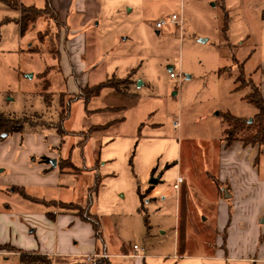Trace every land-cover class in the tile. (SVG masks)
I'll list each match as a JSON object with an SVG mask.
<instances>
[{"label":"rangeland","instance_id":"1","mask_svg":"<svg viewBox=\"0 0 264 264\" xmlns=\"http://www.w3.org/2000/svg\"><path fill=\"white\" fill-rule=\"evenodd\" d=\"M20 1L38 8L47 2ZM97 2L102 11L83 30L86 49L80 59L85 72L75 76L65 72L75 40L71 31L67 33L49 12L22 32L16 21L19 11L0 1V111L29 121L23 133L0 139V211L10 202L14 210L32 207L63 213L58 202L41 203L52 199L85 206L88 189L99 175L91 211L99 217L100 233L89 223L97 251L107 253L112 264H264V242L257 259L249 253L253 241L251 247L237 249L233 244L241 242L236 238L225 254L227 210L220 202L231 203V199L223 196L221 188L227 184L218 179L224 115L251 119L258 112L247 100L251 88H237L236 77L243 62L246 79L259 80L256 69L264 63V0ZM173 14L179 15L178 24L156 27ZM69 15L68 24L75 27L79 18L75 6ZM47 67H51V106L41 94V73ZM112 77L134 80L132 95L108 87L88 103L80 100L71 105L64 123L69 131L111 123L90 133L84 146L79 145L82 134H61L56 127L42 125L60 121V100L67 103L69 98L63 92H76ZM175 119L178 128L173 126ZM35 122L38 126L31 124ZM259 149L253 169L264 180V146ZM45 152L70 156L79 170L62 172L58 165L59 189L31 184L25 188L27 196L8 189V182L24 175V161L39 163ZM50 160L55 166L52 160L57 159ZM152 177L159 181L152 183ZM34 197L43 199L32 203ZM254 202L251 209L259 212L260 196ZM261 220L258 229L264 236ZM6 236L12 238L10 232ZM91 256L94 264L106 260ZM78 259L53 258L55 264ZM0 264H22L19 252L0 250Z\"/></svg>","mask_w":264,"mask_h":264},{"label":"crops","instance_id":"2","mask_svg":"<svg viewBox=\"0 0 264 264\" xmlns=\"http://www.w3.org/2000/svg\"><path fill=\"white\" fill-rule=\"evenodd\" d=\"M74 1L75 0H51V4L54 9L60 13L63 27L67 29L66 32L68 33L71 31V34L74 35L73 37L75 38L70 53L71 57L69 58L71 67L66 65L65 72L69 73L71 71L75 76H78L80 73L83 74L85 72L83 61L80 59V57L85 54L86 49V36L84 33L85 31H83L84 27L102 11L103 5L97 2V0H77L76 3H74ZM73 6L76 7V14L79 16L76 20L78 22L75 27L73 24H68L69 14ZM258 70L260 71L258 82L251 79L259 85L264 96V63L256 69V71ZM77 92L78 91L70 93ZM221 140L224 146V154L218 165V179L227 184L225 188L223 187V196L224 189H227L230 193V197H224L226 199H231V203L225 200L220 202V205L223 206L222 208L227 210V218L224 224L225 228H227V250H225V254L228 255L232 250L231 246L234 243L233 241H237L236 239H239V242H241V244H238V241L233 244V247L237 249H239L240 246L251 247L249 244L253 241V248L249 253L251 257L255 254L256 256H254L253 259H257L256 257L260 251L261 244L263 245L264 242V236L258 229V224H260V220L264 214V180H259L253 169L258 162L256 158L260 156L259 145L257 147L252 145L244 146L242 142L235 141L230 146H226L223 133ZM244 154L247 156V159L241 156ZM237 156L241 158L239 159ZM40 157H43V160L39 163L32 164L28 160L24 161L21 166L24 175L20 177L19 180L8 182L7 185L8 187L10 186L8 189H11L12 192L22 191L25 194L26 186L31 184L45 185L47 187L59 186V189L61 179L60 172L57 169L58 165H60V171L62 172L69 170L68 172L76 173L74 168L62 165L64 160L68 158L71 159L70 156L65 158L60 152H48L47 154L45 152ZM51 158L57 159L55 166L51 165ZM16 187H18V189ZM259 196L262 200V204L260 206V211L256 212L251 208L255 206L254 201L259 198ZM13 199L18 205L22 204L26 207L24 202L22 203V201L16 200L15 198ZM40 199L43 198L34 197V200L31 202H40L42 201ZM50 201H56L58 203L73 202L52 199L43 200L41 203L50 204ZM5 204L4 210L0 211V232L3 234L2 236L0 233V243H15L12 245H19L23 247L21 249L26 251H36L47 254L56 260L69 261L72 257H78L79 259L74 261L78 262L88 255L108 258L107 253H99L96 249V240H94L92 225L72 212H70V214L68 213L69 211H64L56 215L55 212H46L45 210H38L32 207L14 210V204L10 202H6ZM230 206H232V215L228 214ZM261 223H264V220H261ZM235 231L237 235L235 233L234 235H236V237L233 236V232ZM8 232H10V237L12 238H6ZM13 234L16 235V238H14ZM74 240L75 242L72 244ZM258 243L259 245L257 246Z\"/></svg>","mask_w":264,"mask_h":264},{"label":"trees","instance_id":"3","mask_svg":"<svg viewBox=\"0 0 264 264\" xmlns=\"http://www.w3.org/2000/svg\"><path fill=\"white\" fill-rule=\"evenodd\" d=\"M0 1L3 2L5 5H7L8 7L19 11L20 16L16 19V21H18L21 24L22 32H25L26 29L29 27V25L35 23L39 17L48 14L49 12H51L55 16V19L58 21L57 23L63 26L62 17L60 13L57 12L52 6L51 0H46L47 2L44 8H38L34 5L26 6L20 0H0ZM29 51L35 52L34 50H29ZM234 61L236 64L238 63V59L236 57H234ZM229 69L231 70L232 68L229 67ZM221 70L223 71L225 69H221ZM50 71H51V67H47L46 70L43 73H41V77L44 78V80H42L41 94L48 106H51L53 100L52 93L49 91L51 86V80L49 78ZM239 71L241 75L236 77V82L238 83L237 88H242L244 86H249L251 88V92L247 95V100L248 102H250L251 104L257 107L258 112L253 118H251L252 121H250L249 118L237 117L232 115L231 113H226L224 115L225 126L223 129V135H224L223 138L226 141V146H230L236 140H241L244 146L259 145L260 148H262L264 146V96L261 92L259 85H257L252 79H246L243 62H241ZM240 76H243V80H245V82H243L244 84H241L242 79L240 78ZM133 82L134 80H132L130 77H126V78L112 77L99 84L82 87L79 89L77 93L63 92L64 94H67L69 98L67 100V103H65L63 100H60V106H61L60 121L57 123V125H54L53 123L42 124V125L46 127H56L61 134L70 133V132L76 134H82L83 137L79 141V145L84 146V144L88 140V136L90 133H93L94 131L106 129L108 126H110L111 123H107L103 125H94L91 128H89L88 131L67 130L64 127V123L70 116L72 103L79 100H84L86 103H88L93 97L100 95L104 88H108V87L114 88L118 92L130 96L132 95V93L130 92V86ZM28 122H29L28 118L20 117L17 115H12L10 113H5L0 111V139L4 138L2 137L3 133H8V135L23 133L25 130V125L28 124ZM31 124L38 126V123L36 122ZM243 132H246V134L241 136ZM258 160H259V156L256 158V161ZM64 162H66L67 166L74 168L75 171L79 170V168L72 163L70 158L64 160L63 163ZM100 179H101L100 176L97 175L95 184L88 189V197L85 206L74 202H59L60 207L63 210L72 212L73 214L79 216L82 220L91 222L96 231V234L100 233V222L98 215L91 211V207L93 205L94 196L101 183ZM16 188L18 189V187ZM221 189L223 191V188ZM50 204H56V201H50ZM226 238H227V234H226ZM226 238L224 239V242H226ZM223 245L225 247V250H227L225 243ZM0 250L19 252V257L22 264H55L53 258L47 254H42L36 251L22 250L9 243H5V244L0 243ZM72 264H94V263L86 262V261H78ZM96 264H112V263L108 260V258H106V260H102L100 262H97Z\"/></svg>","mask_w":264,"mask_h":264},{"label":"built area","instance_id":"4","mask_svg":"<svg viewBox=\"0 0 264 264\" xmlns=\"http://www.w3.org/2000/svg\"><path fill=\"white\" fill-rule=\"evenodd\" d=\"M180 20V17L179 15L177 14H173L170 19L166 20V19H162V20H159L157 23H156V27L157 28H162L165 24L167 23H171V24H178V21ZM174 74L171 73V76H173ZM173 126L175 128H178L179 127V121L178 120H173ZM183 180L182 177H180L179 179V182H181ZM175 187H178V184H175ZM134 250L136 252L140 251V247L138 245H134ZM86 261L88 262H93L94 261V258L91 256V255H88L86 256Z\"/></svg>","mask_w":264,"mask_h":264},{"label":"water","instance_id":"5","mask_svg":"<svg viewBox=\"0 0 264 264\" xmlns=\"http://www.w3.org/2000/svg\"><path fill=\"white\" fill-rule=\"evenodd\" d=\"M250 121H252V119H250ZM7 135H8V133H3L2 134V137H5ZM52 162H53L54 165L56 164V161L55 160H52ZM158 181H159V179L158 178H155V177H152V179H151V182L152 183H157ZM224 196L225 197H230V193L228 192L227 189H224Z\"/></svg>","mask_w":264,"mask_h":264}]
</instances>
